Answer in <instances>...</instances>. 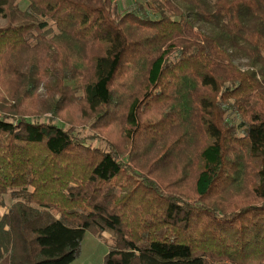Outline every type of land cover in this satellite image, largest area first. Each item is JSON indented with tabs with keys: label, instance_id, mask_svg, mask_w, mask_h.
<instances>
[{
	"label": "trees",
	"instance_id": "16d2710c",
	"mask_svg": "<svg viewBox=\"0 0 264 264\" xmlns=\"http://www.w3.org/2000/svg\"><path fill=\"white\" fill-rule=\"evenodd\" d=\"M27 2L0 0V264L87 230L103 264H264V0Z\"/></svg>",
	"mask_w": 264,
	"mask_h": 264
},
{
	"label": "rangeland",
	"instance_id": "374dc122",
	"mask_svg": "<svg viewBox=\"0 0 264 264\" xmlns=\"http://www.w3.org/2000/svg\"><path fill=\"white\" fill-rule=\"evenodd\" d=\"M134 1H144V0H115L118 8L123 10L128 5H130ZM27 0H19V6L23 9L27 7ZM245 60L240 59L236 60V64L241 66L242 68H246L244 66ZM70 113L72 115L78 114V108L75 105H70ZM121 131V132H120ZM86 133V130L84 131ZM102 134L108 136L106 132H102ZM114 134L117 136H121L124 138L123 129H118ZM114 136V135H113ZM97 145V143H95ZM126 149V147H125ZM5 201L8 205L11 200L8 195H5ZM6 212V207L1 209V213ZM109 250V235L107 233L96 234L91 230H87L83 236L80 251L76 258L70 264H103L104 258Z\"/></svg>",
	"mask_w": 264,
	"mask_h": 264
}]
</instances>
